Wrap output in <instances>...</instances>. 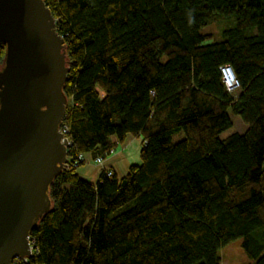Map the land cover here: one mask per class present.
<instances>
[{"label": "trees", "instance_id": "1", "mask_svg": "<svg viewBox=\"0 0 264 264\" xmlns=\"http://www.w3.org/2000/svg\"><path fill=\"white\" fill-rule=\"evenodd\" d=\"M44 3L66 45L72 144L31 255L12 264H220L236 239L264 264V0ZM210 22L217 37L200 31ZM232 116L243 130L220 139ZM128 138L141 139L140 163L83 174Z\"/></svg>", "mask_w": 264, "mask_h": 264}, {"label": "water", "instance_id": "2", "mask_svg": "<svg viewBox=\"0 0 264 264\" xmlns=\"http://www.w3.org/2000/svg\"><path fill=\"white\" fill-rule=\"evenodd\" d=\"M0 264L31 255L30 231L65 170L66 45L44 0H0Z\"/></svg>", "mask_w": 264, "mask_h": 264}, {"label": "rangeland", "instance_id": "3", "mask_svg": "<svg viewBox=\"0 0 264 264\" xmlns=\"http://www.w3.org/2000/svg\"><path fill=\"white\" fill-rule=\"evenodd\" d=\"M222 27V23L221 22H210L208 23L206 26L201 28V32L202 33H206V32H211L215 35V37H217L220 33ZM2 62V59H0V63ZM233 119V124L230 128L226 129L225 131L221 132L219 134V138L220 139H224L225 137H227L228 135L238 132V131H242L243 130V125L242 123L237 119V117L232 116ZM184 137V134L182 131L178 132V133H174L172 135V140L174 142L182 139ZM130 138H128L126 140L125 143H122L121 149H125V147H127V144L129 143L128 140ZM141 139H137V142L141 144ZM141 146V145H140ZM115 152V150L112 151V153H110V155H108L107 157H104V163L105 160H108L113 153ZM86 163H88V160L86 159ZM103 163V165H104ZM95 164V163H94ZM92 163V161L90 162V167L93 168V170L98 171L100 170L101 167H106V163L104 166L100 165V164H95L94 165ZM86 164L82 167L81 171L85 172L86 174H90L92 176V173L94 172H90V170H88V166ZM109 168V167H108ZM111 168V167H110ZM219 256H220V264H252V261L246 256V254L244 253L243 249L241 248V239H236L230 243H228L226 246H223L220 250H219Z\"/></svg>", "mask_w": 264, "mask_h": 264}, {"label": "crops", "instance_id": "4", "mask_svg": "<svg viewBox=\"0 0 264 264\" xmlns=\"http://www.w3.org/2000/svg\"><path fill=\"white\" fill-rule=\"evenodd\" d=\"M137 139L139 138H130L128 140L129 143L127 144V147H125V149H121L122 146L120 145L115 150L113 155L108 160H105L106 167H111L118 176H123L127 172L130 165L140 163L139 150L141 144L137 142ZM91 161L94 164L93 160H88V163H86V165L89 167L88 170H90V172L94 171L92 173V176L90 174H86L85 172H83V174L91 179H95L98 175L99 170L95 171L89 166Z\"/></svg>", "mask_w": 264, "mask_h": 264}, {"label": "built area", "instance_id": "5", "mask_svg": "<svg viewBox=\"0 0 264 264\" xmlns=\"http://www.w3.org/2000/svg\"><path fill=\"white\" fill-rule=\"evenodd\" d=\"M219 73H220L221 80H222L226 90L230 94H235L236 90L239 88V82H238V79H237V77L235 75V72H234L233 68L229 64L221 65L219 67ZM64 117H65V115H64ZM60 132L63 134V139L67 140V143H68L67 148H68L72 143H71V140H70L69 136L67 135L68 128H67V126L64 123H62V127H61V131ZM78 158L79 159H83L84 156L82 154H80L78 156ZM93 162L95 164H100V165L103 166L104 158L103 157H96L93 160ZM75 165H76V163H75ZM67 167H68V163H67ZM107 172H108V174H111L110 170H108ZM29 240H30V237H29ZM30 245H31V240H30ZM31 250H32V248H31ZM15 260H21V259H15ZM21 261L22 262H26L24 260H21ZM12 262H14V260ZM12 262H11V264H12Z\"/></svg>", "mask_w": 264, "mask_h": 264}, {"label": "bare ground", "instance_id": "6", "mask_svg": "<svg viewBox=\"0 0 264 264\" xmlns=\"http://www.w3.org/2000/svg\"><path fill=\"white\" fill-rule=\"evenodd\" d=\"M66 112V111H65ZM67 163H68V160H67ZM67 163H66V166H65V168L67 167Z\"/></svg>", "mask_w": 264, "mask_h": 264}]
</instances>
